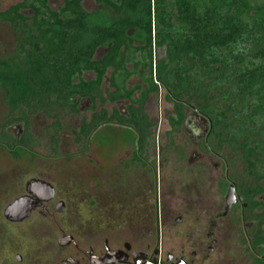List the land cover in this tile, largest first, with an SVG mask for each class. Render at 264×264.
Returning <instances> with one entry per match:
<instances>
[{"label":"trees","instance_id":"1","mask_svg":"<svg viewBox=\"0 0 264 264\" xmlns=\"http://www.w3.org/2000/svg\"><path fill=\"white\" fill-rule=\"evenodd\" d=\"M61 1L58 10L49 0H22L0 12V24L9 25L15 36L11 56L0 58V91L11 112H21L0 126V147L11 157L43 143L57 157L66 120L78 116L79 102L87 100L90 118L71 131L81 152L97 130L117 125L134 132L132 164L146 167L157 127L147 105L164 92L172 106L165 150L179 153V162L186 160V151L176 139L193 110L212 125L208 149L202 151L225 160L234 154L247 169L264 167V3L94 0L115 14L111 20L89 15L85 0ZM102 47L107 52L97 59ZM89 73L92 80L84 78ZM134 76L142 84L129 88ZM118 103L127 104L125 113L106 109ZM40 114L50 121L44 141L30 130V118ZM17 123L25 124L18 137L8 130Z\"/></svg>","mask_w":264,"mask_h":264},{"label":"rangeland","instance_id":"2","mask_svg":"<svg viewBox=\"0 0 264 264\" xmlns=\"http://www.w3.org/2000/svg\"><path fill=\"white\" fill-rule=\"evenodd\" d=\"M21 1L0 0V12ZM252 3L262 4L264 0H252ZM49 4L58 10L63 2L50 0ZM83 7L89 15L99 14L111 20L116 18L111 10L97 5L94 0H85ZM26 14L29 15V12ZM136 33L133 31L131 35L136 38ZM141 43L136 40L137 45ZM14 44L15 36L9 25L0 24V58L11 56ZM107 49L99 48L96 58H102ZM92 77L89 73L84 78L90 80ZM138 83L139 80L135 78L130 86ZM107 87L108 81L104 83V89ZM138 95L136 93L135 97ZM164 96V92L152 96L147 105V113L157 125L154 149L149 153V166L156 171L155 188L152 187V177L148 176V171L132 164L137 143L134 132L129 128L103 126L90 138L86 152H81L74 144L71 131H77L81 120L89 119L92 113L87 100L79 102L78 116L66 120L57 157L52 158L48 154L45 143L32 153H22L18 159L0 147V214L24 193L26 181L40 176L52 182L57 199L66 204L64 215L56 219L34 215L6 240H12L19 234L18 237L22 236L26 241L25 251L35 264H57L56 259L60 261L64 256L58 253L55 242L60 233L73 235L77 243L88 240L94 247H101L104 239H110L115 246L131 239V231H137L140 238L145 237L156 217L163 253H178L187 234L197 226H203L202 219L218 207V185L213 170L219 162L214 158L197 162L192 157L199 152L192 137L196 131L193 134L183 132L176 139L177 145L185 148L186 158L192 157L190 163L187 159L179 162V153L165 150L169 142L166 133L170 130L167 117L172 113V106L166 103ZM126 105L107 104L106 109L111 112L115 107L125 113ZM20 117L21 112H11L0 91V126L8 118ZM192 122L196 123V120L192 119ZM49 124L50 121L43 114L30 118V130L41 141H44V129ZM24 129V123H17L8 130L18 137ZM2 228L1 234L4 233ZM223 238V246L229 247L228 238ZM148 241L141 239L139 245H146ZM70 250L75 249L72 247Z\"/></svg>","mask_w":264,"mask_h":264},{"label":"flooded vegetation","instance_id":"3","mask_svg":"<svg viewBox=\"0 0 264 264\" xmlns=\"http://www.w3.org/2000/svg\"><path fill=\"white\" fill-rule=\"evenodd\" d=\"M50 3V0H49ZM50 5V4H49ZM189 113V112H188ZM187 113V114H188ZM186 114V115H187ZM196 124V123H195ZM194 125V123H193ZM193 129L196 135L193 142L198 153L192 157L197 162L201 159H216L214 166L215 178L218 185V207L215 211L202 219L203 226H197L194 231L187 234L186 240L176 254L163 253V245L159 229H156L155 218L152 228H148L146 236L140 238L137 231H131V239L122 241L115 246L110 239H104L101 247H94L90 241L77 243L73 235L60 233L55 242L58 253L64 254L57 264H264V167L247 169L240 165L236 156L231 154L225 160L220 153H206L201 148H207V136L211 132L196 124ZM134 155V154H133ZM188 157L187 162L192 161ZM133 158V157H132ZM140 167V164H135ZM147 170L151 176L152 187L156 185L155 168L140 167ZM254 176V177H253ZM258 176V177H257ZM32 180L49 184V190L41 191L30 186ZM230 187L234 188L235 202L226 211V195ZM49 197V198H48ZM25 198V203L30 210V216L23 221H12L6 218L5 211L17 199ZM9 203L0 214V264H35L28 252L25 251V240L15 235V229L31 220L34 215L44 219H56L64 215L66 204L57 199L54 185L43 176L31 178L25 183L24 193ZM6 231V232H5ZM9 231V234H7ZM15 232V233H14ZM11 233V234H10ZM13 233V234H12ZM228 238L229 247L223 246V237ZM71 238L69 244H59L62 238ZM148 239L146 245L140 246V240ZM74 247V251L70 249Z\"/></svg>","mask_w":264,"mask_h":264},{"label":"water","instance_id":"4","mask_svg":"<svg viewBox=\"0 0 264 264\" xmlns=\"http://www.w3.org/2000/svg\"><path fill=\"white\" fill-rule=\"evenodd\" d=\"M192 119H195L196 123L201 125L202 128H207L209 130L211 122L204 116L197 114L193 110H191V112H189L186 115L185 123L183 125V132L190 134L194 133L195 130L193 129V127H195L196 124L194 123L193 125ZM29 184L33 189H39L41 191L49 190V192H51L52 194L53 190L47 183L37 180H32ZM225 199L227 204L226 211H228L235 202V194L233 187H230L228 189ZM24 200L25 198H19L16 201H14L5 211L6 218L12 221H23L27 219L30 216V210L28 209L27 204L25 203ZM70 240L71 238L69 237L62 238L60 239L59 244L61 245L69 244Z\"/></svg>","mask_w":264,"mask_h":264},{"label":"crops","instance_id":"5","mask_svg":"<svg viewBox=\"0 0 264 264\" xmlns=\"http://www.w3.org/2000/svg\"><path fill=\"white\" fill-rule=\"evenodd\" d=\"M110 74H111V70L108 71V73H107V75H106V79H105V82L108 81V85H109V77H110ZM92 75H93V74H92ZM93 78H94V76H93L90 80H92ZM135 78L138 79L140 83L135 84V85H133V86H130V83H131L132 80L135 79ZM86 80H87V79H86ZM141 84H142L141 80H140L138 77L134 76V77H132L131 80L129 81V88H133V87H135V86H137V85H141ZM103 88H104V87H103ZM137 93H138V92H137ZM138 94H139V93H138Z\"/></svg>","mask_w":264,"mask_h":264}]
</instances>
